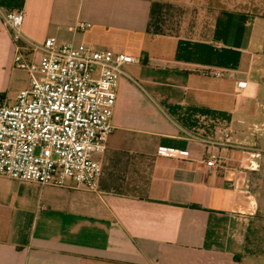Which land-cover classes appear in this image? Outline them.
Here are the masks:
<instances>
[{
  "label": "crops",
  "instance_id": "crops-1",
  "mask_svg": "<svg viewBox=\"0 0 264 264\" xmlns=\"http://www.w3.org/2000/svg\"><path fill=\"white\" fill-rule=\"evenodd\" d=\"M9 10L22 12L26 42L55 38L138 62L123 67L106 150L91 155L101 164L95 191L0 176V264L256 259L245 252L264 220V112L250 50L264 0H0V103L12 105L26 85L2 19ZM77 23L90 27L76 32ZM203 67L233 75L206 77ZM224 129L229 140L217 144ZM211 155L223 167L209 168Z\"/></svg>",
  "mask_w": 264,
  "mask_h": 264
},
{
  "label": "built area",
  "instance_id": "built-area-1",
  "mask_svg": "<svg viewBox=\"0 0 264 264\" xmlns=\"http://www.w3.org/2000/svg\"><path fill=\"white\" fill-rule=\"evenodd\" d=\"M14 45L13 67L27 75L26 87L12 105L0 103V176L39 185L97 189L100 161L113 126L111 123L123 67L138 60L126 54L95 50L55 38L41 43L23 40L20 10L2 16ZM77 23L75 31L89 28ZM206 77L231 78L228 69L203 67ZM238 89L244 87L242 82ZM230 130H222L225 144ZM209 145L215 142L206 141ZM158 156L188 158L187 152L160 148ZM205 164L216 169L222 161L211 155ZM253 167L252 164H250Z\"/></svg>",
  "mask_w": 264,
  "mask_h": 264
},
{
  "label": "rangeland",
  "instance_id": "rangeland-1",
  "mask_svg": "<svg viewBox=\"0 0 264 264\" xmlns=\"http://www.w3.org/2000/svg\"><path fill=\"white\" fill-rule=\"evenodd\" d=\"M250 52L254 59V68L259 72V75L257 76L261 85V93L259 96V109L264 112V24L260 26L258 35L256 36V40L253 43ZM19 76L22 82V86L24 85L23 87H25V83L27 80L26 73L22 71ZM259 129L262 130H258L259 132L257 133L262 134L261 138H264V127H259ZM262 147H264V145H262ZM262 155H264V148H262ZM262 175H264V171H262ZM258 201L262 206V210H264V177H262V182L258 194ZM252 241H255V243H253ZM245 253L253 255L252 257L256 258L252 261L250 259V261H248L246 264H264V220L259 222L258 226L254 228L252 233H250L249 243L246 246Z\"/></svg>",
  "mask_w": 264,
  "mask_h": 264
}]
</instances>
